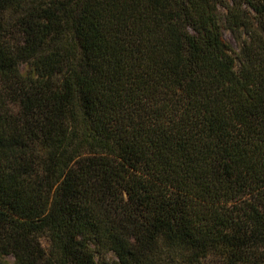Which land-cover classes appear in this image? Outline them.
Masks as SVG:
<instances>
[{"label": "trees", "instance_id": "1", "mask_svg": "<svg viewBox=\"0 0 264 264\" xmlns=\"http://www.w3.org/2000/svg\"><path fill=\"white\" fill-rule=\"evenodd\" d=\"M0 264H264V0H0Z\"/></svg>", "mask_w": 264, "mask_h": 264}, {"label": "rangeland", "instance_id": "2", "mask_svg": "<svg viewBox=\"0 0 264 264\" xmlns=\"http://www.w3.org/2000/svg\"><path fill=\"white\" fill-rule=\"evenodd\" d=\"M224 36H225V39H226L229 43H231V44L234 46L235 49H237L234 40L232 39L231 35H230L227 31H225Z\"/></svg>", "mask_w": 264, "mask_h": 264}]
</instances>
